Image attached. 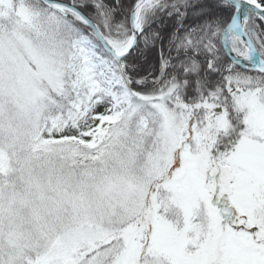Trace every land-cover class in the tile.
Segmentation results:
<instances>
[{
  "label": "snow or ice",
  "instance_id": "snow-or-ice-1",
  "mask_svg": "<svg viewBox=\"0 0 264 264\" xmlns=\"http://www.w3.org/2000/svg\"><path fill=\"white\" fill-rule=\"evenodd\" d=\"M0 264H264V0H0Z\"/></svg>",
  "mask_w": 264,
  "mask_h": 264
}]
</instances>
